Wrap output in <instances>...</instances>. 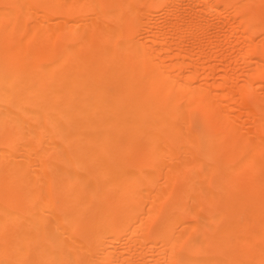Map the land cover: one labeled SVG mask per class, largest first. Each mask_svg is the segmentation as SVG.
I'll list each match as a JSON object with an SVG mask.
<instances>
[{"label": "bare ground", "instance_id": "obj_1", "mask_svg": "<svg viewBox=\"0 0 264 264\" xmlns=\"http://www.w3.org/2000/svg\"><path fill=\"white\" fill-rule=\"evenodd\" d=\"M0 264H264V0H0Z\"/></svg>", "mask_w": 264, "mask_h": 264}]
</instances>
